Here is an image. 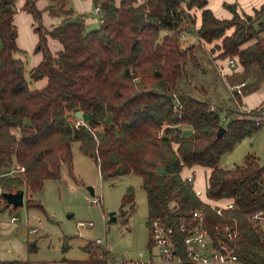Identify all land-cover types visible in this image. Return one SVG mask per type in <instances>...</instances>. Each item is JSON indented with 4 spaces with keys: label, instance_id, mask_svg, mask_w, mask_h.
Wrapping results in <instances>:
<instances>
[{
    "label": "trees",
    "instance_id": "1",
    "mask_svg": "<svg viewBox=\"0 0 264 264\" xmlns=\"http://www.w3.org/2000/svg\"><path fill=\"white\" fill-rule=\"evenodd\" d=\"M94 3L100 7L101 21L86 31L83 16L65 8L64 0L47 6L50 13L62 16L50 29L42 25L36 0H25L22 8L33 15L36 50L42 53L39 63L29 69L28 80L24 60L14 55L19 50L13 23L15 0H0V173L12 163L24 167L16 175L0 176V209L9 207L3 192L41 188L45 179L60 177L62 163L71 174V143L77 141L80 150L93 158L101 177L140 176L148 205L147 247L153 242V219L172 226L175 242L181 246L180 224L192 210L203 209L213 238L226 239L224 226L234 234L237 261L264 264V162L247 153L230 168L218 164L224 152L258 130L264 120H257L254 111L230 116L234 110L229 109L222 116L220 106L179 89L177 83L188 61L198 67L194 46L184 47L179 39L183 12L197 8L198 37L219 40L214 44L219 57L237 55L253 76L242 86L245 93L257 88L264 79V36L260 35L264 21L258 30L253 21L264 16V3L247 19L237 12L232 18L217 17L207 0ZM229 28L233 29L226 33ZM47 35L62 44L55 54L46 44ZM251 39L254 42L246 44ZM42 77L45 85L30 87L29 81ZM75 110L83 114L84 123L78 126L72 120ZM184 125L191 128L188 134L182 132ZM220 126L225 129L217 136ZM193 164L209 168V200L225 199L233 202V208L218 210L195 194L180 174L184 166ZM25 204L42 207L33 198H26ZM134 209V189L128 185L118 215L126 221ZM258 212L260 216L254 218ZM217 225L222 228L216 230ZM28 246L34 249L35 243ZM82 247L88 257L66 259L67 264H109L112 259L108 248L93 240ZM0 264L29 263L12 259Z\"/></svg>",
    "mask_w": 264,
    "mask_h": 264
},
{
    "label": "rangeland",
    "instance_id": "2",
    "mask_svg": "<svg viewBox=\"0 0 264 264\" xmlns=\"http://www.w3.org/2000/svg\"><path fill=\"white\" fill-rule=\"evenodd\" d=\"M207 1L218 17L232 18L234 12H237L242 18L246 19L254 17L256 9L264 3V0ZM229 5H232L233 8ZM92 12L94 16L97 15L93 25H97L100 23L99 14ZM92 12L84 14L83 17L90 16ZM199 13L200 10L197 8H191L189 12L187 10L183 12L184 18L181 23L184 29L180 33L179 39L184 47L194 46L193 53L199 63L198 67H195L190 61L187 62L185 74L178 78V88L188 91L196 98L208 100L215 106H220L222 116L229 109L234 110V113L230 116L254 111L258 114L257 119L264 120V79L257 88L247 93H245L246 88L241 87L242 92L238 93L241 96V101H239L231 87L237 82H241L242 79L247 84L251 82L253 76L250 73L247 74V71L239 64L236 68L227 66V59L237 55L219 57V50L214 45L219 40L207 42L198 37L195 21L192 17L198 16ZM263 21L264 16L254 20V28L256 30L260 29L262 27L260 22ZM88 28L87 26L85 30L87 31ZM232 29L229 28L226 33L232 31ZM260 35L264 36V29H262ZM250 42H254V39L249 40L246 44ZM14 55L25 60L28 54L24 55V52L19 49ZM25 68V76L30 80V68L26 62ZM29 83L30 87L35 88L32 80ZM243 92L245 95H242ZM71 150V174L66 163H62L60 177L45 179L41 188L24 193L23 205L18 206L16 209L9 206L7 207L9 210L6 209V211L0 209V221L7 224L8 227L17 226L10 230L8 234H2V239L13 236L25 240L37 237L38 244L41 245V250H43V243L46 244V242H51V247L55 246L56 243L62 244L60 238L63 233L69 235V239H66L67 244H65L67 246L69 244L67 249L73 255L83 252L80 245L84 240L94 241L96 238H101L102 245L110 248L112 257L123 255L135 259L139 252L146 256L149 239V232L146 227L148 205L146 192L141 186L140 176L129 174L101 177L95 161L80 150L77 141L71 143ZM247 153L256 155L260 163L264 162V123L252 134L243 137L231 150L224 152L218 164L222 167H232L241 163ZM16 167L17 163L10 164L6 170L0 173V176L18 174L21 171H16ZM185 167L187 168L184 169L183 175L192 178V188L200 190V199L207 202L209 198L206 194V183L209 168L197 164ZM128 185L134 189L135 209L124 221L118 214L122 194ZM88 186L93 188V193L90 192ZM92 196L99 197L100 201L92 203L90 201ZM26 198L40 201L42 207L37 205L27 206L25 204ZM14 214L18 215V219L11 223L9 217ZM79 221L84 223L91 221L92 225L78 227L77 223ZM34 226L37 227L36 232H28ZM51 253H54V251L52 250ZM108 263L111 264V260Z\"/></svg>",
    "mask_w": 264,
    "mask_h": 264
},
{
    "label": "crops",
    "instance_id": "3",
    "mask_svg": "<svg viewBox=\"0 0 264 264\" xmlns=\"http://www.w3.org/2000/svg\"><path fill=\"white\" fill-rule=\"evenodd\" d=\"M118 0H116L117 2ZM142 0H136V2H141ZM25 0H15V5L17 8V11L14 13L13 16V23L16 27L17 31V37H16V43L18 48L24 52V55L26 53L28 54L24 60L26 62L27 66L29 68H32L36 66L39 61L42 58V53L39 50H36L37 42H38V33L35 31V21L33 18V15L23 9V4ZM36 6L38 9L42 10V15H41V21L42 25L45 28L50 29L51 27L59 24L62 16L61 15H56L52 14L48 11L47 6L49 4L54 3V0H36ZM64 7L65 8H70L74 14H81L84 16V14L91 13L95 7L94 0H64ZM207 7H209L211 10L212 8L209 6V3L207 1ZM200 10V9H199ZM212 12L215 14V12L212 10ZM216 15V14H215ZM97 15L94 16L93 12L90 16L86 15L84 18V27L86 28L87 26L89 27L88 30L95 29L94 27H98L99 24L93 25V23L96 19ZM218 17V16H217ZM223 18V17H220ZM200 24V13L198 16H195V26L198 27ZM91 28V29H90ZM231 32V31H230ZM228 32V33H230ZM46 44L49 48V50L55 54L57 51H59L62 48V44L57 40L56 38L51 37L50 35H47L46 39ZM242 66V65H241ZM46 83V77H42L40 79H37L33 81V85L36 88H40ZM241 101V99H239ZM215 106V104H213ZM217 106V105H216ZM191 131V128L189 126H182V132L184 134H188ZM222 167V166H221ZM187 167H183L182 172H180L181 176L183 178H186V175H183L184 169ZM225 168H230V167H225ZM195 190V189H194ZM200 198V197H199ZM36 200V199H35ZM38 201V200H37ZM209 201L210 204H225L229 201L225 199H220V200H207ZM40 202V201H38ZM23 204H24V196H23ZM22 204V205H23ZM40 207V206H39ZM9 210V208H6ZM6 209L4 211H6ZM16 209V208H14ZM11 213V210H10ZM12 216V215H10ZM13 216H16V219H18V215L14 214ZM10 219V217H9ZM15 221V220H14ZM41 221V219H39ZM9 222L12 223V221L9 220ZM15 226H10L8 227L7 224H4L0 221V260H12V259H17L20 261H28L29 264H67L66 259H86L88 257V253L83 249L82 244L80 245V248L83 250L82 253L80 254H70L69 247L66 245L65 248H63V244L66 243V239H69V235L67 234H61V240L62 244L56 243L55 246L51 247L52 243L51 242H46L43 243V250H41V245L38 244V238L37 237H32V238H27L25 239H18L17 237H9L7 239H2L1 235L2 234H8L10 230H12ZM32 228H37V227H32ZM28 232H32L30 229ZM36 232V231H34ZM48 236V235H47ZM6 237V236H5ZM4 237V238H5ZM29 242H34L35 243V248L30 249L28 246ZM67 244V243H66ZM111 253V250L108 246H106ZM52 250L54 253H51ZM112 255V254H111ZM142 253V258L152 259L151 264H184L180 263L177 261H163L158 257V253L156 248L150 246L148 247V252L147 255L144 256ZM116 257V256H115ZM112 257L111 259V264H113L114 258ZM133 259V258H130ZM136 259V258H135ZM204 264H242L241 262L237 260L233 261H226L224 263H219V262H210V263H204Z\"/></svg>",
    "mask_w": 264,
    "mask_h": 264
},
{
    "label": "built area",
    "instance_id": "4",
    "mask_svg": "<svg viewBox=\"0 0 264 264\" xmlns=\"http://www.w3.org/2000/svg\"><path fill=\"white\" fill-rule=\"evenodd\" d=\"M94 12L99 14V20L101 21V10L98 5L93 9ZM241 65L238 56L227 59V66L236 68L237 65ZM224 73V72H223ZM245 84V81H241L231 88L234 92L241 93V87ZM73 124L78 126L83 124V118H78L73 115ZM258 120V119H257ZM24 167L17 164L16 171H23ZM192 184V178L187 176L185 178ZM195 194L199 197L201 194L200 190H194ZM92 203H98L100 198L97 196L90 197ZM218 210L224 208H233V202L229 201L225 204H213ZM260 212L254 214V218L259 217ZM16 216H10V221H14ZM78 227L83 225L91 226L92 222H78ZM220 226H215L216 230H219ZM227 232L226 239L213 238L206 228V216L203 209H194L191 211L189 218L180 224L179 232H183L181 239V246H178L173 237L174 229L172 226H167L159 219H153L151 221L152 231V247L156 248L158 257L163 261H177L180 263H192V264H204L210 262L224 263L226 261L236 260L235 247L232 243L234 234L229 231L228 226L222 228ZM32 232L36 229L31 228ZM225 234V232H224ZM98 244H102L101 238L94 240ZM178 250V251H177ZM142 252L138 253L136 259H130L123 255H119L114 258L113 264H151L152 259H144L141 257Z\"/></svg>",
    "mask_w": 264,
    "mask_h": 264
},
{
    "label": "water",
    "instance_id": "5",
    "mask_svg": "<svg viewBox=\"0 0 264 264\" xmlns=\"http://www.w3.org/2000/svg\"><path fill=\"white\" fill-rule=\"evenodd\" d=\"M73 115L82 118L83 114L81 110H75ZM224 126H220L217 130V136H220L224 131ZM159 172H164V168H159ZM88 189L93 193V188L88 186ZM24 190H17L15 192H3L2 197L6 200L8 206L17 207L23 204Z\"/></svg>",
    "mask_w": 264,
    "mask_h": 264
}]
</instances>
